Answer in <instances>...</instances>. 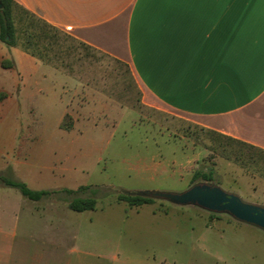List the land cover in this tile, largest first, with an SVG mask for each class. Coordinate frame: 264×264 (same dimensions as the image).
Here are the masks:
<instances>
[{"label": "rangeland", "instance_id": "rangeland-1", "mask_svg": "<svg viewBox=\"0 0 264 264\" xmlns=\"http://www.w3.org/2000/svg\"><path fill=\"white\" fill-rule=\"evenodd\" d=\"M15 11L25 28L29 16L19 5ZM33 30L53 33L40 24ZM56 30L65 63L46 65L82 87L72 97L56 89L62 97L53 100L39 97L35 80L25 84L32 95L20 100L6 133L0 119L7 142L0 176L33 191L88 187L78 195H91L96 208L71 211L63 192L32 202L0 183V264H264V231L228 214L117 200L118 193L182 194L196 184L195 171L212 170L211 182L198 183L264 208V156L145 105L126 65ZM54 80L48 75L44 87L52 91Z\"/></svg>", "mask_w": 264, "mask_h": 264}, {"label": "crops", "instance_id": "crops-1", "mask_svg": "<svg viewBox=\"0 0 264 264\" xmlns=\"http://www.w3.org/2000/svg\"><path fill=\"white\" fill-rule=\"evenodd\" d=\"M13 1L126 65L145 105L264 151V0ZM3 60L15 63L0 66L5 133L20 114V100L32 95L25 90L30 79L44 99L61 100L56 89L72 97L82 87L62 82L63 73L19 48L0 46ZM48 75L59 79L52 91L44 87Z\"/></svg>", "mask_w": 264, "mask_h": 264}, {"label": "trees", "instance_id": "trees-1", "mask_svg": "<svg viewBox=\"0 0 264 264\" xmlns=\"http://www.w3.org/2000/svg\"><path fill=\"white\" fill-rule=\"evenodd\" d=\"M0 5V41L9 47L19 48L23 52L36 58L44 64H50L54 67L59 66V64L61 66L64 65L65 53L63 52V44L61 43V39L57 34V28L55 29L54 27L37 19L34 15L27 12L26 10L24 13L29 16L30 22L25 28H23V26L20 24L21 16H19V13L15 11V7L17 8L16 3L13 0H0ZM38 24H40L42 27L44 26L51 29L53 33H46L43 30L42 32H36L33 30V27L34 25ZM0 66L3 69H14L15 63L12 60H3L0 63ZM5 97L6 94L0 92V102L4 100ZM202 130L206 131L207 133L214 134L227 142L235 143L238 144V146L247 148L257 155L264 156L263 150L247 145L243 142L233 140L226 136L216 134L210 130ZM235 156H237L238 159H243L245 154L239 152L238 154H235ZM212 176V170H197L191 178V184L198 183L200 180L211 182L213 180ZM0 183L6 187L18 190L23 198L32 202L47 200L53 195L63 192L67 196H72L67 201L68 209L71 211L80 213L85 211H93L96 208L97 202L93 197H90L91 195L84 197L78 195L79 193H85L89 191L90 189L88 187H81L77 190H62L57 192L33 191L27 188V186L21 182L9 180L1 176ZM117 200L125 202L130 208H137L144 205H153L155 203V199L152 198L126 195L122 193L117 194Z\"/></svg>", "mask_w": 264, "mask_h": 264}, {"label": "water", "instance_id": "water-1", "mask_svg": "<svg viewBox=\"0 0 264 264\" xmlns=\"http://www.w3.org/2000/svg\"><path fill=\"white\" fill-rule=\"evenodd\" d=\"M126 195L168 200L175 205L198 206L211 213L228 214L239 222L264 231V208L244 203L235 194L226 193L213 184L196 183L182 194L143 192Z\"/></svg>", "mask_w": 264, "mask_h": 264}]
</instances>
